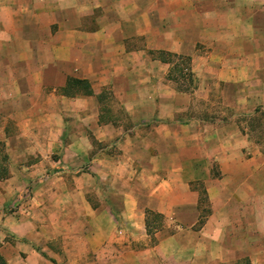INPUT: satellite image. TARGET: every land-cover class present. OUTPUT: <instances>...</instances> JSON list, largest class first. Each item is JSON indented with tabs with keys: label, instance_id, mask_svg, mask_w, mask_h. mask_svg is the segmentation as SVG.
Wrapping results in <instances>:
<instances>
[{
	"label": "crops",
	"instance_id": "1",
	"mask_svg": "<svg viewBox=\"0 0 264 264\" xmlns=\"http://www.w3.org/2000/svg\"><path fill=\"white\" fill-rule=\"evenodd\" d=\"M0 143L7 264H264V0H0Z\"/></svg>",
	"mask_w": 264,
	"mask_h": 264
},
{
	"label": "trees",
	"instance_id": "2",
	"mask_svg": "<svg viewBox=\"0 0 264 264\" xmlns=\"http://www.w3.org/2000/svg\"><path fill=\"white\" fill-rule=\"evenodd\" d=\"M189 63H190V59L188 58V66H189ZM190 68L188 67V74L190 75ZM1 145V143H0ZM149 216L151 217L152 216V220H150ZM162 220V216L161 215H158V214H154V213H149L148 212V220H147V230L148 232L151 230V228H153V226L157 223H160ZM158 225V224H157ZM155 228V226H154ZM0 264H7L3 258L0 256Z\"/></svg>",
	"mask_w": 264,
	"mask_h": 264
}]
</instances>
